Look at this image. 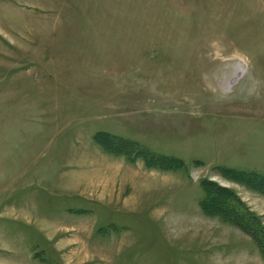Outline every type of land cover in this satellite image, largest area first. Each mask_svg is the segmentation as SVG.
I'll return each mask as SVG.
<instances>
[{
	"label": "rangeland",
	"instance_id": "obj_1",
	"mask_svg": "<svg viewBox=\"0 0 264 264\" xmlns=\"http://www.w3.org/2000/svg\"><path fill=\"white\" fill-rule=\"evenodd\" d=\"M0 264H264V0H0Z\"/></svg>",
	"mask_w": 264,
	"mask_h": 264
},
{
	"label": "trees",
	"instance_id": "obj_2",
	"mask_svg": "<svg viewBox=\"0 0 264 264\" xmlns=\"http://www.w3.org/2000/svg\"><path fill=\"white\" fill-rule=\"evenodd\" d=\"M229 172H231L232 173V171H229ZM240 174H244V173H241L240 172ZM246 175V174H245ZM253 176V175H252ZM210 195V194H209ZM212 197H210L209 199H210V202H208V204H210V205H215V206H218V208L220 209V214H218L219 216H221L222 218H223V220H225V221H227V222H230V223H235V224H237L238 223V221H236V218L237 219H240V221L242 220L243 222H244V219L247 221V222H249L250 220H252V221H257V218L256 217H252V215H249V213L247 212V214H243V215H245V216H243V215H241V214H238V216H236L235 215V210L237 211V210H239V209H235L234 207H229V206H227V203L229 204L230 202H233V199H229V201H227L226 203H219L218 201H217V199H216V197H215V195L214 194H212L211 195ZM202 206H204L205 207V205H202ZM206 208V210H207V207H205ZM239 213V212H238ZM251 216V217H250ZM241 221V222H242ZM246 233H248L249 234V232H247L246 231ZM249 235H251V236H253L251 233L249 234ZM254 238H255V236H253Z\"/></svg>",
	"mask_w": 264,
	"mask_h": 264
}]
</instances>
